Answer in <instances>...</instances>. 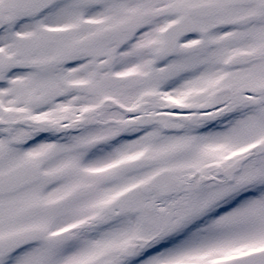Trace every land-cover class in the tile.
<instances>
[{
	"label": "snow or ice",
	"instance_id": "1",
	"mask_svg": "<svg viewBox=\"0 0 264 264\" xmlns=\"http://www.w3.org/2000/svg\"><path fill=\"white\" fill-rule=\"evenodd\" d=\"M0 264H264V0H0Z\"/></svg>",
	"mask_w": 264,
	"mask_h": 264
}]
</instances>
